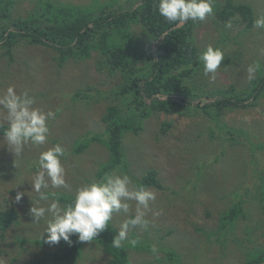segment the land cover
I'll list each match as a JSON object with an SVG mask.
<instances>
[{"label":"rangeland","instance_id":"1","mask_svg":"<svg viewBox=\"0 0 264 264\" xmlns=\"http://www.w3.org/2000/svg\"><path fill=\"white\" fill-rule=\"evenodd\" d=\"M52 1L95 7L109 0ZM233 1L249 4L255 18L264 14V0ZM118 2L123 6L127 4V0ZM224 2L225 0H214V5ZM36 5L37 0H14L12 16L25 17L35 10ZM229 23L231 27L226 31L227 36H223L224 43L219 44L224 50L225 59L218 69L217 78L215 82H210L203 75V68H199L188 82L195 92L230 93L231 90H251L252 81L262 75L264 30L253 27L247 32L243 30L244 24L240 25L233 20ZM135 30L134 34L139 35L140 29ZM242 31L246 32L240 34ZM218 36L213 17L201 22L195 30V40L200 48L208 44L215 47L219 41ZM138 41L143 43L142 38ZM55 57L52 49L43 46L17 44L12 49L11 57L6 54V50L0 48V91L9 85H14L18 94L28 90L36 98L38 106L56 113L55 119L49 121L51 134L48 144L40 149L26 147L17 167L13 163V154L3 143V135H0V214L13 210L18 217L8 230L4 233L0 231L2 264H32L35 259L57 250L59 246L44 242V238H41L44 222L33 224V217L29 213L37 195L32 191L30 183L37 171L35 161L39 151L56 143L66 149L68 155L64 164L70 189L48 191L71 198L77 187L100 179L98 174L102 164L109 157L107 149L98 143H89L86 148L77 149L85 135L103 131L101 117L108 105H122L113 96L120 84V75L109 73L98 62L100 55L97 52H93L84 61L71 60L60 67ZM254 62L260 68L255 77L249 80L246 69ZM83 93L86 94L85 98ZM202 99L203 104L212 101L204 96ZM218 117L221 124L232 128L234 132L239 129L249 134L247 139L256 146V164L253 163L249 143L238 146L229 142V135L225 139L226 135L223 133L218 139L212 140L209 135L212 124L198 111L190 114H153L143 121L140 131L125 133L123 149L127 170L119 173H127L138 185L136 182L148 170L154 169L158 180L165 187V190L149 187L156 192V199L150 202L152 211L147 217L148 226L129 228L126 241L134 235L137 239L135 241L147 239L151 242L150 250H137L127 246L131 264H177L167 258L169 250L180 257L181 262L178 264H241L245 261L247 243L245 247L244 244L243 247H237L232 241H222L221 244L207 239L205 234L217 228L220 212L230 205V200H223L222 197L239 190L242 185L247 189V196H258L251 198L249 206L246 205L253 220L251 225L255 219L263 217L260 210L262 206L258 204L262 195L257 191V185L260 177L264 182V95L257 100L255 106L221 111ZM163 122L171 125L165 134L161 133ZM260 144L263 147L258 148ZM200 165L204 175L197 178L195 173L201 172L198 169ZM17 192L25 193L19 202L15 201ZM255 203L259 207L256 205L249 208ZM133 213L134 202L129 214L114 216L111 221L114 229L118 232L120 225ZM249 224L240 221L236 235L244 238L241 231ZM252 241L262 247L263 231H256L252 235ZM153 246L158 249L156 255L151 252ZM110 259V253L104 248L94 242H85L76 264H107Z\"/></svg>","mask_w":264,"mask_h":264},{"label":"trees","instance_id":"2","mask_svg":"<svg viewBox=\"0 0 264 264\" xmlns=\"http://www.w3.org/2000/svg\"><path fill=\"white\" fill-rule=\"evenodd\" d=\"M156 3L157 0H127L128 5L123 6L118 0H109L102 5L91 7L37 0L35 10L25 17L14 18L12 16L14 0H0V48L6 50V54L11 57L12 49L17 44L43 46L53 50L59 67L71 60L84 61L90 58L93 52H97L100 55L98 62L102 63L109 73L120 75V84L113 96L114 99L120 100L122 105H108L101 117L104 124L103 131L85 135L78 143V149L76 148L81 150L89 143H98L107 149L109 157L102 164L98 178L114 170L117 172L127 170L123 149L125 133H137L142 129V123L146 118L159 113L171 115L200 112L212 124L209 132L212 140L218 139L223 133L226 135L225 139L229 135V142H234L238 146H246L249 143L252 148L253 163L256 164L258 161L256 146L247 139L249 134L239 129L234 132L232 128L221 124L218 116L221 111L256 105L257 100L264 95V67L261 68L262 75L256 77L250 84L251 90L240 92L231 90L230 93L195 92L188 82L194 73L202 68L197 55L204 47L200 48L195 40V30L201 22L189 21L180 27L168 24L155 10ZM255 19L253 9L247 3L225 0L223 4L214 5L213 21L220 35L215 47L224 43L223 36H227L228 29L226 25L230 21L244 24L243 30L248 32L253 28ZM135 28L140 29L139 35L134 34ZM141 38L143 43L138 41ZM77 94L81 93L77 92ZM82 96L85 98L86 94L83 93ZM203 96L212 101L203 104L201 102ZM6 127L4 125L0 128V135H3ZM170 127L169 123L163 122L161 133L165 134ZM260 146L263 147L260 144L258 148H261ZM198 169L201 172H196L195 176L201 178L204 175L202 165ZM260 180L257 191L262 195L258 203L262 206L261 219H255L251 225L253 220L246 205L249 206L251 198L255 199L258 196H247V189L245 190L242 185L239 186V190L222 197L223 200L228 198L230 205L220 212L217 228L205 234L207 239H213L221 244L222 241H232L237 247H243V244L245 247L247 243L248 249L244 253L246 259L241 264H264V245L260 247L252 241V235L256 231L261 230L264 234L262 229L264 228V182L261 177ZM136 183L146 188L165 190L154 169L148 170ZM56 198L65 204L72 201L68 195L57 194ZM256 205L255 203L249 208H254ZM17 218L13 210L2 212L0 231L4 233L8 230ZM240 221L250 223L241 231L244 238L236 235ZM116 234L117 231L110 221L108 229L92 241L110 253L111 259L107 264H131L127 246L137 250H150V241L147 239L135 241L137 239L134 235L129 241H125L121 248H114L112 240ZM71 240L72 244L61 240L57 250L45 253L32 264H76L85 242H78L76 236H72ZM167 252V258L171 262L177 264L181 262L175 252L171 250Z\"/></svg>","mask_w":264,"mask_h":264},{"label":"clouds","instance_id":"3","mask_svg":"<svg viewBox=\"0 0 264 264\" xmlns=\"http://www.w3.org/2000/svg\"><path fill=\"white\" fill-rule=\"evenodd\" d=\"M155 10L165 22L180 27L189 21L205 22L214 17V0H157ZM226 27L230 28L231 23ZM253 27L264 30V14L257 16ZM224 59V50L212 44L206 45L197 55L203 75L210 82H215ZM259 68L260 65L255 62L248 65L246 72L249 80L255 77ZM55 116L52 110L38 106L36 98L28 90L18 94L16 87L9 85L0 91V128L7 125L3 132V143L13 154L15 167L26 147L40 149L48 144L51 134L49 121ZM67 155L66 149L56 143L39 151L35 161L37 171L30 184L37 195L29 213L33 217V224L44 222L41 238L45 243L55 245L63 240L72 244V236H76L78 242H92L108 229L114 216L129 214L133 202L134 213L120 225L112 246H123L128 239L130 226H148L147 217L152 211L150 202L156 199V192L136 185L127 173L115 170L77 187L71 203L62 205L55 192L48 190L70 189L64 164ZM24 195L17 192L15 201L19 202ZM151 252L156 255L158 249L153 246Z\"/></svg>","mask_w":264,"mask_h":264}]
</instances>
